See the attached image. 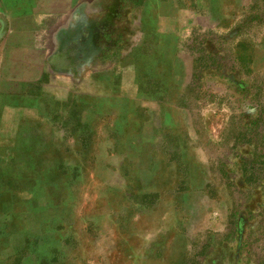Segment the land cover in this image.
<instances>
[{"label": "rangeland", "instance_id": "rangeland-1", "mask_svg": "<svg viewBox=\"0 0 264 264\" xmlns=\"http://www.w3.org/2000/svg\"><path fill=\"white\" fill-rule=\"evenodd\" d=\"M107 3L117 89L0 76V260L264 264V0Z\"/></svg>", "mask_w": 264, "mask_h": 264}, {"label": "crops", "instance_id": "crops-1", "mask_svg": "<svg viewBox=\"0 0 264 264\" xmlns=\"http://www.w3.org/2000/svg\"><path fill=\"white\" fill-rule=\"evenodd\" d=\"M107 2L0 0V27L4 28L0 45V76L19 83L47 78L49 83L55 82V88L63 82L68 92L73 95L82 93L88 98V94L92 95L93 83L96 88L99 86L95 90L99 93L106 92L110 86L117 89L119 86H113V82L102 81L104 72L91 67L81 71L79 66H71L79 60L71 46L83 42V45L89 46L87 53L90 54L91 46L97 42L87 34L104 28L106 22H102L105 18L103 14L117 12L118 6L113 9ZM93 14L98 16L94 22L91 20ZM83 55L81 60H86L87 54ZM95 60L96 63L98 57ZM114 72L117 76L123 75V70ZM79 77L84 79V86L76 82ZM64 78H67V83ZM12 247L10 242L6 244L4 241L0 243V253H10ZM0 264H7V261L0 260Z\"/></svg>", "mask_w": 264, "mask_h": 264}]
</instances>
